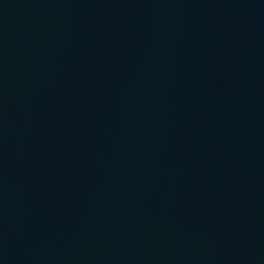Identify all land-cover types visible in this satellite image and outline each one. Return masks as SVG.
Returning <instances> with one entry per match:
<instances>
[{"label": "water", "instance_id": "obj_1", "mask_svg": "<svg viewBox=\"0 0 264 264\" xmlns=\"http://www.w3.org/2000/svg\"><path fill=\"white\" fill-rule=\"evenodd\" d=\"M0 264H264V0H0Z\"/></svg>", "mask_w": 264, "mask_h": 264}]
</instances>
